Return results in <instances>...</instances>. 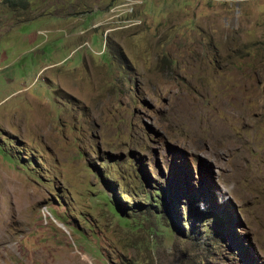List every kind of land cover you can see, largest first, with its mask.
<instances>
[{"label": "rangeland", "instance_id": "1", "mask_svg": "<svg viewBox=\"0 0 264 264\" xmlns=\"http://www.w3.org/2000/svg\"><path fill=\"white\" fill-rule=\"evenodd\" d=\"M78 261L264 264V0H0V264Z\"/></svg>", "mask_w": 264, "mask_h": 264}, {"label": "bare ground", "instance_id": "2", "mask_svg": "<svg viewBox=\"0 0 264 264\" xmlns=\"http://www.w3.org/2000/svg\"><path fill=\"white\" fill-rule=\"evenodd\" d=\"M228 102L229 101H225V102H223L221 105H220V107H222V108H224L226 111H228V112H230L231 114H234V112L230 109V107H229V105H228ZM227 134V133H226ZM215 137H216V139H221L220 138V136H221V134L220 135H214ZM229 147H230V145L229 146H227L225 149H223V150H228L229 149ZM223 156H224V154H223ZM83 261V260H82ZM82 261H78V263H80V264H82L83 262Z\"/></svg>", "mask_w": 264, "mask_h": 264}, {"label": "trees", "instance_id": "3", "mask_svg": "<svg viewBox=\"0 0 264 264\" xmlns=\"http://www.w3.org/2000/svg\"><path fill=\"white\" fill-rule=\"evenodd\" d=\"M156 192H158V191H156ZM148 198H149L150 200H152V196H151L150 194L148 195ZM155 198H156V199H159L158 195L155 196Z\"/></svg>", "mask_w": 264, "mask_h": 264}]
</instances>
